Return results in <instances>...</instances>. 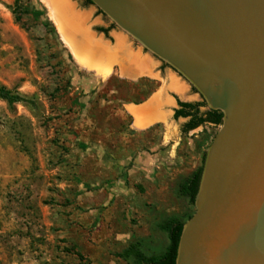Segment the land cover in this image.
<instances>
[{
  "label": "rangeland",
  "instance_id": "obj_1",
  "mask_svg": "<svg viewBox=\"0 0 264 264\" xmlns=\"http://www.w3.org/2000/svg\"><path fill=\"white\" fill-rule=\"evenodd\" d=\"M65 2L85 29H109L110 42L125 35L93 5ZM50 13L41 0H0V86L24 98L0 100V264H135L124 256L130 247L158 257L169 246L162 225L195 212L181 186L218 127L179 133L172 163L133 169L130 159L159 131L130 133L121 106L149 85L79 64Z\"/></svg>",
  "mask_w": 264,
  "mask_h": 264
},
{
  "label": "water",
  "instance_id": "obj_2",
  "mask_svg": "<svg viewBox=\"0 0 264 264\" xmlns=\"http://www.w3.org/2000/svg\"><path fill=\"white\" fill-rule=\"evenodd\" d=\"M222 113L175 264H264V0H89Z\"/></svg>",
  "mask_w": 264,
  "mask_h": 264
},
{
  "label": "crops",
  "instance_id": "obj_3",
  "mask_svg": "<svg viewBox=\"0 0 264 264\" xmlns=\"http://www.w3.org/2000/svg\"><path fill=\"white\" fill-rule=\"evenodd\" d=\"M70 17L72 22L74 21L72 25L76 27L77 34L84 39L88 36L91 39L92 49H98V53L101 52L100 54L103 55H101L103 60L101 68H104V72L101 74L99 72V75L106 77L108 74L116 73L125 82L134 83L142 80L150 87L149 93L142 100L136 103L126 102L121 106V110L130 118V133L143 134L152 129L155 132L159 131V138L148 141L145 145L147 150L136 152L130 159L132 168L152 170L163 159L172 163L173 159L170 156H175L176 151L172 148L177 143L173 145L171 141L179 138V133H182L181 126L187 122L184 118L174 119V112L178 109L177 100L183 103H197L202 101L201 97L192 94L191 86L170 67L164 70L163 63L157 58L147 54L141 47L135 48L125 35L114 34L112 35L113 42H110L106 40L105 35L99 36L91 29H85L83 16L71 15ZM132 110L139 113L134 114ZM166 146V151H162L161 148Z\"/></svg>",
  "mask_w": 264,
  "mask_h": 264
},
{
  "label": "trees",
  "instance_id": "obj_4",
  "mask_svg": "<svg viewBox=\"0 0 264 264\" xmlns=\"http://www.w3.org/2000/svg\"><path fill=\"white\" fill-rule=\"evenodd\" d=\"M80 1H83L84 7L92 5L89 0ZM20 10L21 8L18 7V1H15V9H13V15L15 22L17 23H19L21 20L19 14ZM114 27L115 26L111 24L110 28ZM97 32L103 33L105 36H107L109 29L98 28ZM149 91L150 88L145 93V97L147 96ZM0 100L5 101L9 106H13L14 104L23 102L24 98L12 92L11 90L6 89L5 87L0 86ZM177 105L178 109H176L174 112V119H187V122L181 126L182 133H188L208 124L214 127H219L222 123V113L219 111L208 110L203 99L202 101L197 103H183L177 100ZM202 109H204V111H202ZM204 156L205 153L203 154L202 163L200 167L181 186V192L189 198V201L193 206L194 198L198 191V186L200 182ZM183 224L184 223H179L177 221H169L162 225L163 230L168 233L169 237V246L164 254L158 257H146L136 247H130L128 250L125 251L124 256H132L135 259V264H175L177 247Z\"/></svg>",
  "mask_w": 264,
  "mask_h": 264
},
{
  "label": "bare ground",
  "instance_id": "obj_5",
  "mask_svg": "<svg viewBox=\"0 0 264 264\" xmlns=\"http://www.w3.org/2000/svg\"><path fill=\"white\" fill-rule=\"evenodd\" d=\"M41 1L42 3H44V5L47 6L49 11L51 12L50 15L52 14V20L56 25V28L62 38L63 43L71 51L77 62L86 68H94L100 73L104 72V68H101L103 67L101 66L103 63V55L100 54L101 52L98 53V49H92V47L90 46L91 39H89L88 36H86L87 39H84L80 34H77L76 27L72 25L74 21L72 22L70 17L72 15L71 9L69 5H67L65 0ZM93 64L97 67H95ZM132 112L134 114L139 113L136 110H132Z\"/></svg>",
  "mask_w": 264,
  "mask_h": 264
}]
</instances>
